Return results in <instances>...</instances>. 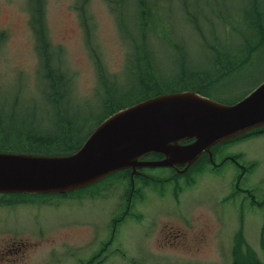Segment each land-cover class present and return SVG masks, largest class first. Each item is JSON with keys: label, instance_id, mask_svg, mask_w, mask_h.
I'll return each mask as SVG.
<instances>
[{"label": "rangeland", "instance_id": "rangeland-1", "mask_svg": "<svg viewBox=\"0 0 264 264\" xmlns=\"http://www.w3.org/2000/svg\"><path fill=\"white\" fill-rule=\"evenodd\" d=\"M153 1L155 29L140 53L153 55L166 84L177 82L182 71L199 73L200 79L214 80L203 86L211 97L232 102L264 79V44L247 64L225 76H219L222 67L212 48L219 43L224 57L243 52L247 40L254 39L249 31L257 14L264 18V0ZM135 5V0H122L112 10L108 0H43L53 63L65 74L56 81L71 91L65 105L72 124L81 126L78 137L108 110L99 73L115 81L109 85L116 93L136 82L125 70L130 47L118 12L138 37L132 16L142 8ZM30 11L35 13L29 0H0V118L40 116L43 128L35 132L50 133L58 131V117H46L50 108L43 88L51 81L39 74ZM220 11L230 16L229 29L239 31L229 39L240 47L224 42ZM130 98L125 94L123 101ZM214 152L215 165L204 156L181 173L166 166L146 168L150 178L140 190L137 184L130 201L125 170L66 194H7L0 198V264H234L236 259L257 264L247 256L246 244L264 262V135L222 143ZM168 221L169 229L176 222L182 231L178 243L156 244L155 233L146 238V231Z\"/></svg>", "mask_w": 264, "mask_h": 264}, {"label": "water", "instance_id": "water-1", "mask_svg": "<svg viewBox=\"0 0 264 264\" xmlns=\"http://www.w3.org/2000/svg\"><path fill=\"white\" fill-rule=\"evenodd\" d=\"M262 126L264 81L234 103L191 90L158 95L105 118L71 154L0 151V193H66L139 166L186 165L185 170L214 145ZM150 152L164 158L140 160Z\"/></svg>", "mask_w": 264, "mask_h": 264}, {"label": "trees", "instance_id": "trees-1", "mask_svg": "<svg viewBox=\"0 0 264 264\" xmlns=\"http://www.w3.org/2000/svg\"><path fill=\"white\" fill-rule=\"evenodd\" d=\"M31 7L35 8V13L32 12L30 25L33 29L36 38V51L41 58V66L39 68V74L42 78L49 80L48 86L43 88V96H45L49 103L48 107L50 111L46 113V117L51 119L53 117H58V131L54 132H41L36 133L35 130L43 128L40 122V116H31L29 118H18L4 117L0 118V151H10V152H25L34 154H69L74 152L79 148L88 134L95 127L92 126L83 137H78L81 133V126H75L72 124L71 118L68 116L69 110L66 108L65 102L69 101L68 92L70 90L66 89L67 85L64 82H58L56 79L65 78V74L62 73V67L53 63L55 57V51H52L53 45L48 40L46 36V26L43 22V0H29ZM112 10L120 7L122 0H108ZM125 1V0H123ZM136 5L139 4L142 9L136 10V14H133V25L134 30L138 32V37L132 33L130 28L127 26L125 21V16L122 15L118 9L120 26L124 29L122 33L124 39H127V43L130 47L128 53V62L126 65L127 73H131L134 77L132 86L124 91L123 93H116L114 86L111 87L109 82H115L111 77H107L104 73H99V82H103L102 94L104 100L103 104L108 108L106 113L102 118L96 123V125L102 121L104 118L117 111L120 108L127 107L141 100L157 96L159 94L181 91L185 89L197 90L203 94H209L204 89L203 86L212 85L214 81L210 77H204L200 79L199 73L185 74L184 71L181 72V76L178 78L179 84L173 82L172 84H166L163 81V75L159 72L158 63L153 60V55L146 51L145 54H141L140 51L143 49L145 43L148 40L150 32L155 29L153 21V8L150 4L155 3L153 0H135ZM84 4V1H83ZM84 6V5H83ZM219 12V23L225 34L224 42L228 43L229 46L240 47L239 45H234L229 39V35L232 31H237L234 28L229 29V18L230 16H225ZM35 15V20L33 18ZM236 20H234V23ZM228 24V26H226ZM198 28V24H194ZM158 30V29H157ZM163 32V31H162ZM239 32V31H237ZM130 33V35H129ZM254 39L247 40L245 50L243 52H237L231 57H224L221 53H218L220 44L214 43L212 48L217 52V64L222 68L219 70V76H225L238 70L240 66L247 64L254 53L259 50V48L264 44V18L258 16L256 21H254L253 29L249 31ZM164 36V35H163ZM140 38V39H136ZM156 38V37H153ZM4 39L3 34L0 33V42ZM134 39H136L134 41ZM149 42V41H148ZM181 43V42H179ZM175 46V45H173ZM93 51V50H92ZM93 56L96 55V61L99 62V57L95 52H92ZM101 65V63H98ZM102 68V66H99ZM130 75H127V77ZM111 79V80H109ZM125 94L131 95L127 101H123ZM227 102V101H224ZM234 102V101H232ZM68 103V102H67ZM13 126V127H11ZM12 128V130H11ZM264 131V128L262 129ZM260 131V132H262ZM254 132L245 134L250 135ZM243 137V136H241ZM207 156V155H205ZM151 159L161 158L160 153H152L148 155ZM208 159V156L206 157ZM126 173L127 172L126 170ZM19 195V194H11ZM23 195H37V194H23ZM41 195H51V194H41ZM7 194H1V197H5ZM264 238H262V242ZM264 248V242H263ZM247 256L257 263L262 264V260L259 259L258 254L254 249L251 250L246 244ZM234 264L238 263L237 259Z\"/></svg>", "mask_w": 264, "mask_h": 264}, {"label": "flooded vegetation", "instance_id": "flooded-vegetation-1", "mask_svg": "<svg viewBox=\"0 0 264 264\" xmlns=\"http://www.w3.org/2000/svg\"><path fill=\"white\" fill-rule=\"evenodd\" d=\"M145 158H149V157L146 156ZM128 172H129V177H130V180H131L130 181V185H129V198H128V201H130L131 200V194H132V192H134V190H136V186H137L136 183H135V178L139 179L137 184L140 183L139 184V188H138V190H140L141 187H142L143 181H145L146 178H150V177H149V174L145 171L144 167L143 168H139L135 172L134 176H132L131 170H129ZM168 214H169L168 215L169 218L170 217H175L177 220L179 219L183 223L191 224V221H185L181 216H179L177 214L176 215L170 214V213H168ZM162 220L164 221L163 218H162ZM169 222H172V221H168V222H165L163 224L161 222V224L154 231L153 230L147 231L146 232V238L148 239V238L152 237V235L155 233L156 234V244H176V243H178L177 237L180 236L182 231L179 230V228H177V229L175 228L174 225L176 224V222L173 225H171L170 227H172V228L169 229L167 227V224ZM159 227H160V229H159ZM152 243L154 244L153 240H152Z\"/></svg>", "mask_w": 264, "mask_h": 264}]
</instances>
